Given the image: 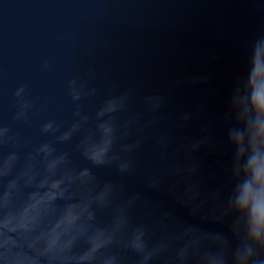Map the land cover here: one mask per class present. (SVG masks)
Instances as JSON below:
<instances>
[{
  "label": "water",
  "instance_id": "obj_1",
  "mask_svg": "<svg viewBox=\"0 0 264 264\" xmlns=\"http://www.w3.org/2000/svg\"><path fill=\"white\" fill-rule=\"evenodd\" d=\"M262 50L264 0H0V264H264Z\"/></svg>",
  "mask_w": 264,
  "mask_h": 264
},
{
  "label": "clouds",
  "instance_id": "obj_2",
  "mask_svg": "<svg viewBox=\"0 0 264 264\" xmlns=\"http://www.w3.org/2000/svg\"><path fill=\"white\" fill-rule=\"evenodd\" d=\"M256 123H257V134L264 133V120L257 114L256 111ZM251 174L252 179L256 185L255 189L249 184H245L244 192H250L255 201L257 198L264 197V159H261L259 155H255L251 161ZM258 235V234H257Z\"/></svg>",
  "mask_w": 264,
  "mask_h": 264
},
{
  "label": "snow or ice",
  "instance_id": "obj_3",
  "mask_svg": "<svg viewBox=\"0 0 264 264\" xmlns=\"http://www.w3.org/2000/svg\"><path fill=\"white\" fill-rule=\"evenodd\" d=\"M261 54L264 55V50H262V53ZM257 60H258V62H260V59L259 58Z\"/></svg>",
  "mask_w": 264,
  "mask_h": 264
}]
</instances>
